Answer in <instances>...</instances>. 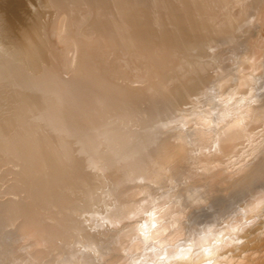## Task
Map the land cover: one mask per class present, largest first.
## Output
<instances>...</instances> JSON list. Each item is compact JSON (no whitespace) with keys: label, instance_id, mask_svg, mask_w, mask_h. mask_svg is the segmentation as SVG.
Masks as SVG:
<instances>
[{"label":"bare ground","instance_id":"1","mask_svg":"<svg viewBox=\"0 0 264 264\" xmlns=\"http://www.w3.org/2000/svg\"><path fill=\"white\" fill-rule=\"evenodd\" d=\"M0 264H264V0H0Z\"/></svg>","mask_w":264,"mask_h":264},{"label":"snow or ice","instance_id":"2","mask_svg":"<svg viewBox=\"0 0 264 264\" xmlns=\"http://www.w3.org/2000/svg\"><path fill=\"white\" fill-rule=\"evenodd\" d=\"M238 230H240V229H239V228H234V229H232L233 232L238 231ZM161 259L163 260L164 257H161Z\"/></svg>","mask_w":264,"mask_h":264},{"label":"rangeland","instance_id":"3","mask_svg":"<svg viewBox=\"0 0 264 264\" xmlns=\"http://www.w3.org/2000/svg\"><path fill=\"white\" fill-rule=\"evenodd\" d=\"M200 210H196V211H194V213H196V212H199Z\"/></svg>","mask_w":264,"mask_h":264}]
</instances>
